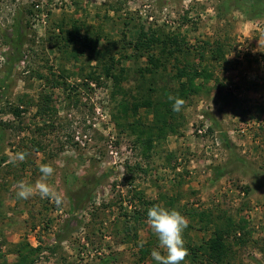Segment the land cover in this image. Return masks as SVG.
Listing matches in <instances>:
<instances>
[{
    "label": "rangeland",
    "instance_id": "obj_1",
    "mask_svg": "<svg viewBox=\"0 0 264 264\" xmlns=\"http://www.w3.org/2000/svg\"><path fill=\"white\" fill-rule=\"evenodd\" d=\"M241 3L0 0V264H158L155 204L188 219L181 264L208 262L211 214L234 222L212 264H264V11ZM75 26L97 46L67 43ZM142 29L166 48H136ZM41 164L59 207L16 196Z\"/></svg>",
    "mask_w": 264,
    "mask_h": 264
},
{
    "label": "clouds",
    "instance_id": "obj_2",
    "mask_svg": "<svg viewBox=\"0 0 264 264\" xmlns=\"http://www.w3.org/2000/svg\"><path fill=\"white\" fill-rule=\"evenodd\" d=\"M168 99L173 101L172 110L179 113L185 101L172 95H169ZM27 155L28 153L24 151L17 152L13 156L12 162H23ZM39 170L42 175L34 185L23 180L14 185L17 198L27 200L32 196L39 195L41 199L50 198L57 207L61 206L64 202L63 195L54 190L48 183L49 177L54 173L53 166L51 164H41ZM147 224L158 237L159 249H162L165 253L162 255L160 250H152L151 256L158 264H181L182 261H185L189 252L185 246L183 233L189 222L179 210L155 204L147 211ZM140 246L143 247V243Z\"/></svg>",
    "mask_w": 264,
    "mask_h": 264
},
{
    "label": "trees",
    "instance_id": "obj_3",
    "mask_svg": "<svg viewBox=\"0 0 264 264\" xmlns=\"http://www.w3.org/2000/svg\"><path fill=\"white\" fill-rule=\"evenodd\" d=\"M239 1L242 2L241 6L239 8L242 7L241 9H246V7L249 6L251 8L250 10L253 12L252 15L253 14L257 15L255 10L264 11V0H239ZM81 30L82 29L80 26H75V27H72V29H70V30H66L65 31L66 35L64 38L67 40V43L80 44L82 46V50L83 49H93L94 47H96L98 44V41H99V37H95V36L89 34L88 32L81 33ZM148 34L149 33H147L146 31H144L142 29L141 35L135 41H133L132 44L136 48H142L143 49V48H149L157 40L161 41L160 38L155 37V33H151L150 35H148ZM169 39L172 40L175 44L179 43L177 36L169 37ZM161 42H163V44H165L163 46V48H166V45H167L166 42L164 40ZM212 51H213V49L211 50V52ZM217 51H219V49ZM215 52H216V49H215ZM205 68L206 67H202L201 69H198V68L192 67L191 70L188 69L189 71H187L186 68L181 69L179 71V77L182 78L185 75L188 76L187 77L188 83L186 81H182L180 79L181 80L180 81L181 90L183 92L187 91V89H190L193 92L199 91V89H201V84L196 83L195 79L197 76L203 75V73L206 71ZM135 106H138V104H135ZM42 107L40 108V111H39L41 113H42V111H44V107H43V109H42ZM1 135H2V133L0 131V136ZM143 215L145 216L147 214H143ZM143 215L140 214L139 216H143ZM216 218H219L220 220H222V223H224L225 226L223 225V227H221L222 223L214 224V230L212 231L213 235L210 237L209 240L206 241L207 243H204V248L199 247V249H202V248L208 249V251L210 252L208 255V262L206 264H212L211 261L213 259L216 261L223 260L221 254H224L226 251V249H224V245H223V241H225V234L228 233L229 231H231L230 226L234 225L233 219L231 217L225 218V217H222L220 214H218L217 216L214 214H211V215H209V218L207 220V226L210 225L211 223H214ZM226 222L229 224L226 225ZM238 227H239L238 229L242 230V228L240 226H238ZM237 230H235L234 233L236 232V234H237ZM239 232H241V231H239ZM193 254L195 255V249H194Z\"/></svg>",
    "mask_w": 264,
    "mask_h": 264
},
{
    "label": "built area",
    "instance_id": "obj_4",
    "mask_svg": "<svg viewBox=\"0 0 264 264\" xmlns=\"http://www.w3.org/2000/svg\"><path fill=\"white\" fill-rule=\"evenodd\" d=\"M202 129H203V128H200V129H199V132H200V133H202Z\"/></svg>",
    "mask_w": 264,
    "mask_h": 264
}]
</instances>
